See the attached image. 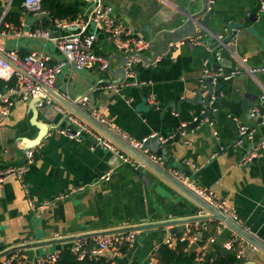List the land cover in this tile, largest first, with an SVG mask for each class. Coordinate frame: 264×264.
Returning a JSON list of instances; mask_svg holds the SVG:
<instances>
[{
  "label": "crops",
  "instance_id": "0c3cea01",
  "mask_svg": "<svg viewBox=\"0 0 264 264\" xmlns=\"http://www.w3.org/2000/svg\"><path fill=\"white\" fill-rule=\"evenodd\" d=\"M68 1L79 8L77 14L88 7L84 0ZM101 2L135 34L153 42V46L142 55L150 61L156 57L158 62L140 65L137 72L135 70L136 78L147 82L145 85H123L117 90L99 89L101 84L122 82V64L126 55L113 46L102 30L97 29L93 51L108 59L109 68L100 71L94 66L76 71L67 67L56 79V91L75 103L87 94L89 106V94L93 92L91 108L135 139L157 134L163 141L179 132L182 123L190 124L193 117L200 114L201 106L192 105L184 98H193L195 90L200 88L204 61L208 67H221L225 71L239 67L241 60L247 66L264 65V12L258 11L259 0L213 1L214 16L210 18L209 27H218L219 35L227 33L221 26L223 22L228 28L232 27L231 30H237L228 39L227 46L218 45L207 53V47L202 43L188 47L182 40L170 41L169 46L176 45L177 49L171 52L167 48L159 55L158 49L164 46L160 37L165 38L169 31L189 27L194 31L190 37L192 40L199 36L197 25L190 16L201 10L207 0ZM11 3L8 5V0H0V14L7 5V12L12 10ZM45 11L48 15L41 24L42 28L52 35L64 34L66 30L57 29L53 24V20L59 18H51L49 11ZM7 23L19 27L20 32L19 35L0 34V46L4 50H16L20 56L37 51L49 56L51 62L61 60L50 41L28 36L38 23L23 6L19 21L2 20L0 30L5 29ZM207 37L206 33L202 35V38ZM41 40L43 43L39 42ZM168 53L170 57L165 58ZM220 86V95L212 102L213 112L209 120L195 127L188 125L178 141L166 146L173 160L169 172L179 170L195 184L212 189L234 206L242 226L264 243V157L241 164L242 157L252 145L264 139V125L255 126V121L249 116L250 108L258 102L264 90V73H257L254 77L241 73L227 81L221 80ZM30 101L14 97L10 113L0 123V167L22 163L25 151L31 149L27 139L38 134L39 129L31 122ZM66 113L69 110L54 100L38 114L39 122H45L52 132L37 147L34 146L37 151L24 176L31 197L36 202H49L42 208L31 210L15 176L0 182V251L23 243L206 213L152 171L146 170L151 180L146 185L115 153L98 146L91 149L92 140L89 138L84 137L77 142L58 134L52 126L68 127L67 117L62 115ZM236 121L253 128L251 138L244 144L235 143ZM107 172H110V178L101 179ZM59 194L67 195L54 200ZM218 226V220L205 221L201 228L200 223H191L173 235L168 227L141 229L133 244L125 246L121 254L113 259L104 257L111 260V264H148L151 253L167 237L172 238L175 244L176 233L187 235L191 228H198L202 239L214 229L216 235ZM232 233L229 228L221 229L216 242L227 241ZM67 243L71 242L60 245L63 247ZM55 246L46 245L22 252L29 262L56 250ZM243 251L246 264H264V252L258 248L253 250L246 246Z\"/></svg>",
  "mask_w": 264,
  "mask_h": 264
},
{
  "label": "built area",
  "instance_id": "2783aa9c",
  "mask_svg": "<svg viewBox=\"0 0 264 264\" xmlns=\"http://www.w3.org/2000/svg\"><path fill=\"white\" fill-rule=\"evenodd\" d=\"M88 3V7L84 11L79 12L76 17L70 20L54 19L53 24L55 28L60 30H66L62 35H52L48 30L42 28L41 24L44 18L47 17L48 12L42 9L40 0H23L22 6L26 12L31 13L37 20L38 27L28 33V36L33 38H45L50 41L55 49L61 55V60L51 62L49 56L37 52L31 51L24 56H20L16 50H4L0 46V81L2 87L0 88V123L3 122L10 113L12 99L14 97H20L23 99H35V106L41 107L42 102L47 104L53 103V98L46 92V89H52L56 91V78L60 74L63 66H68L73 70L81 71L97 67L100 71H106L109 68V61L106 57L96 54L93 51V46L96 40V30L100 29L104 32L113 46L120 52L124 53L127 57L123 64L124 77L119 84L105 83L99 85V89H113L117 90L118 87L123 85L141 86L147 82L140 81L136 78L135 65L141 63V65L148 66L153 63H144L141 60L139 54L148 50L151 45V40L145 37L138 36L130 28H128L122 21L112 15L109 7L102 4L101 0H84ZM208 3L213 4L214 0H207ZM12 0H8V5ZM7 7L0 14V26L2 20L7 12ZM259 12H264V1L259 0ZM92 27V28H90ZM20 28L12 23L5 24V29L0 30V34H14L19 35ZM218 58V55H217ZM144 63V64H143ZM241 73L254 77L257 73H264V65L247 66L244 61H240V66L225 71L221 67L212 68L206 65L204 61V68L200 75L199 82L200 87H206L204 85L205 80H209V83L214 86L221 80L227 81L232 77ZM215 96L211 97V105ZM155 105L156 102L151 100ZM77 105L82 110L87 109L91 118L96 120L99 124L103 125L106 129L111 131L114 135L119 137L122 141L126 142L133 149L144 154L151 161L163 164V159L150 152L147 148L143 147L147 138L135 139L123 131L119 126L115 125L108 118L89 107L88 95L81 96L77 100ZM60 111L64 112L61 108ZM204 108L200 113H203ZM65 117L72 124L63 128L59 125L52 126V129L58 134L63 135L74 141H81L86 137L92 140L91 149L94 147H100L105 150H109L120 158L123 164H128L132 168H136L140 162L132 156L130 153L121 148L111 138L104 135L101 131L89 124L79 116L69 112L64 114ZM249 116L256 122L260 119L261 125H264V90L261 92L258 98V102L254 104L249 110ZM198 117L194 116L192 121ZM208 117H204L202 121H208ZM191 123V122H189ZM188 126V122L182 123L180 126V136L185 134V129ZM236 145L244 144L246 140H249L252 136V130L250 126L240 124L236 121ZM51 129L48 131L49 134ZM52 132V131H51ZM264 137V136H263ZM161 139V138H160ZM162 140V139H161ZM166 140L163 139V141ZM186 142V141H185ZM37 147V146H36ZM33 147L25 151V159L20 164L8 165L0 167V182L4 179L15 176L21 183L23 192L25 194L27 204L31 210L42 208L49 201L36 202L29 193V188L24 180L26 172L29 170L31 163L33 162L34 155L37 151ZM264 157V139L253 146L248 153H246L242 159L241 164H248L254 158ZM180 183L192 190L197 196L206 201L210 206L219 211L225 218L231 220L238 226H242V222L239 219L234 206L227 203V201L219 197L212 189L206 186L195 184L188 176L180 172L179 170L172 169L170 172ZM110 178V172H107L101 179L108 180ZM67 194H59L54 200H60ZM229 228L223 221H219V226L216 228V235H219L221 229ZM198 229V228H197ZM232 230V229H231ZM248 231V230H247ZM138 230L133 231H121L115 233H106L89 238H80L71 241V250L76 254L79 260L84 257L102 256L105 253L118 256L121 254L122 249L125 246H130L135 240V236ZM232 234L227 241L221 243L226 249L234 248L236 256L238 258H244V247L248 246L253 250L257 247L232 230ZM249 232V231H248ZM216 235L208 237L206 241L199 245L200 236L193 234L188 237L189 243L196 242L198 244L196 249H199L200 254L197 255V259L202 261L211 247V244L216 241ZM186 235L180 237L181 240L185 239ZM92 242L93 245H90ZM171 246L174 245L172 238L167 237L164 240ZM156 250V249H155ZM155 250L151 253L148 260V264H157L155 257ZM60 250H54L39 258H36L35 264H47L55 262L59 256ZM27 257L21 251H14L7 255L0 257V264H27Z\"/></svg>",
  "mask_w": 264,
  "mask_h": 264
},
{
  "label": "water",
  "instance_id": "95a60500",
  "mask_svg": "<svg viewBox=\"0 0 264 264\" xmlns=\"http://www.w3.org/2000/svg\"><path fill=\"white\" fill-rule=\"evenodd\" d=\"M264 1V0H263ZM214 12H213V4L206 2V4L203 6V8L195 14L190 16V20H192L196 25L198 29L199 36L193 38L194 31L189 29V27H186L184 29L179 30H172L169 31L164 38L163 36L160 37L161 43L165 46H161L157 52V55L160 53H164L167 51V48L173 52L177 49L176 45L169 46L170 41H178L182 40V43L187 45L188 47H197L200 43L204 44L207 47V50L205 52H210L212 49L216 48L218 45L221 46H227L228 39L237 33V30H231L232 27L228 28V25L226 22H223L221 26L227 30V33L224 35H219V28L209 27L210 18H213ZM189 29V30H187ZM138 31L137 29L135 30ZM208 34L207 38H202V35ZM149 38H152V35L149 34ZM213 41V42H212ZM166 42V43H165ZM153 46V42H151V45ZM141 57V60L143 62L150 61L146 60L147 58H143L142 54H139ZM128 56H126L125 60ZM170 53L165 54V58H169ZM156 58V57H155ZM155 58L154 61L156 60ZM123 61V64L125 62ZM153 61V60H152ZM150 61L149 63H153ZM155 61V63H157ZM148 63V62H146ZM123 64H122V79L124 77V70H123ZM141 63H137L135 65V70L137 72L138 68L140 67ZM217 68V67H215ZM204 85L206 87V91L204 88H197L195 90V95L193 98H184L186 102H189L192 105H200L201 108H204V112L198 114V118L194 121H192L190 124H188L190 127H195L200 123V121L204 117H211L213 112V106L211 105V97L212 95L215 96L216 100L221 91L220 82H217L214 86H212L209 83V80L204 81ZM46 92L58 103H60L63 107H65L69 112L79 116L80 118L87 121L89 124L93 125L95 128H97L99 131H101L104 135L111 138L116 144H118L121 148H123L125 151L130 153L132 156H134L140 163L136 168H132V173L136 176V178L140 179L144 184L149 185L151 180L148 178V175L146 173V170H150L156 175H158L160 178L171 184L174 188H176L178 191H180L182 194L190 198L193 202H195L203 211H205V214H198L191 217H185V218H179V219H165L162 221L157 222H151V223H143V224H137L132 226H125L120 228H113L109 230H102L97 232H90L85 234H77V235H71V236H64V237H57L50 240H43V241H35V242H29V243H23L15 246H11L5 250L0 251V257L3 255H7L14 251H21V250H27L31 248H38L43 247L46 245H56L55 249L59 250L61 247V243L71 242L76 239L80 238H89L94 237L98 235H103L106 233H115V232H121V231H133V230H141V229H148V228H155V227H168L169 232L173 235L176 231H183L185 229L184 225H188L191 223H200V228L203 226V223L208 220H218L223 221L228 227H230L232 230L237 232L239 235H241L243 238L254 244L259 250L264 252V243L261 242L259 239H257L253 234L245 230L243 227L238 226L231 220L225 218L219 211L214 209L212 206H210L206 201H204L202 198L197 196L192 190H190L188 187L180 183L170 172L169 169L172 166L173 160L170 158V152L167 149L166 146L171 144L172 142H176L180 138V133L176 132L173 136L170 138H166V140L161 141L160 136L157 134L147 137V140L144 142L143 147L147 148L150 152L160 156L164 163L163 165H160L158 163H155L151 161L149 158H147L144 154L142 155L139 151L133 149L131 146H129L126 142L122 141L119 137L114 135L111 131L106 129L103 125L99 124L96 120L90 117L88 112L86 110H82L78 107V105L73 102L71 99L65 97L58 91H54L52 89H46ZM90 106L92 107L94 104V93L91 92L90 94ZM53 100V101H54ZM36 100L31 99L30 101V110L32 111V118L31 122L33 125H35L39 131L35 138L33 139H27L28 146L30 148H33L37 144L41 142V140L47 135L49 131V126L45 122H39L37 119L38 114L42 112L46 107H48L51 104H47L45 101L42 102L41 107H36L35 104ZM63 117H65L64 114H62ZM65 119V118H64ZM68 120V119H65ZM260 123V119H258L255 122V126ZM68 124L72 126V124L68 120ZM257 144V143H256ZM256 144L252 145L255 146ZM25 159V158H24ZM23 159V160H24ZM20 164V163H19ZM197 243L193 242L190 244L189 251H192L197 248ZM103 256H107L110 259H113V256L111 254L105 253ZM36 258H34L32 261H29L27 264H35ZM250 264V263H249Z\"/></svg>",
  "mask_w": 264,
  "mask_h": 264
},
{
  "label": "trees",
  "instance_id": "16d2710c",
  "mask_svg": "<svg viewBox=\"0 0 264 264\" xmlns=\"http://www.w3.org/2000/svg\"><path fill=\"white\" fill-rule=\"evenodd\" d=\"M41 7L48 10L51 18L72 19L76 16L79 8L68 0H40ZM22 0H13L11 6L12 10L5 15L3 22L19 21ZM17 9V11L15 9ZM215 229L208 231L199 241L202 245L208 237L214 236ZM198 234V230L191 228L187 233L185 239L181 240L182 232L176 233V241L173 246L167 243H161L155 250V257L157 264H246L244 258H238L234 248L226 249L216 241L211 244L210 249L202 261L197 259L200 254L199 249L189 251L190 243L188 237ZM92 245V242H90ZM59 256L55 262L47 264H111V260L104 256L84 257L79 260L76 254L71 250V243L63 245L59 249Z\"/></svg>",
  "mask_w": 264,
  "mask_h": 264
},
{
  "label": "rangeland",
  "instance_id": "374dc122",
  "mask_svg": "<svg viewBox=\"0 0 264 264\" xmlns=\"http://www.w3.org/2000/svg\"><path fill=\"white\" fill-rule=\"evenodd\" d=\"M11 41H13V39H11ZM11 41H9V42H11ZM39 42L43 43L42 40L39 41ZM67 67H68V66H63V67H62V70H61V72H60V74H58L57 77H59V76H60V75L66 70ZM56 79H57V78H56Z\"/></svg>",
  "mask_w": 264,
  "mask_h": 264
}]
</instances>
